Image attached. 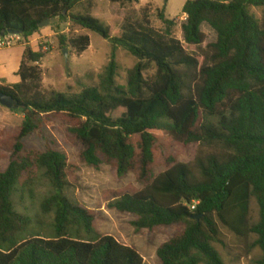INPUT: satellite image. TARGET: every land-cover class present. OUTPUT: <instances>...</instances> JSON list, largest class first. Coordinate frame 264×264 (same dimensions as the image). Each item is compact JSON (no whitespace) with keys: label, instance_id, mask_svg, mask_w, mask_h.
<instances>
[{"label":"trees","instance_id":"obj_1","mask_svg":"<svg viewBox=\"0 0 264 264\" xmlns=\"http://www.w3.org/2000/svg\"><path fill=\"white\" fill-rule=\"evenodd\" d=\"M84 1L0 0V38L16 32L27 41L45 30L41 22L69 18L112 45L99 85L76 95L41 92L43 54L30 47L23 50L18 82L0 84V93L25 108L18 132L5 139L0 134V162L7 161L0 168V264H143L134 248L112 236L91 238L98 216L65 196L74 167L64 153L26 151L24 140L37 124L52 120L79 148L81 163L95 169L110 165L118 178L136 176L142 188L115 193L107 205L136 217V232L183 225L157 249L160 264H224L215 247L220 226L239 240L255 236L251 248L261 253L257 264H264V13L257 19L249 12L264 10V0H187L183 42L173 37L176 23L164 11L163 31L147 18L106 26L89 14L71 13ZM203 24L216 39L201 60L187 48L204 44ZM67 44L82 54L90 39L79 36ZM118 48L137 60L124 85L117 83ZM173 146L211 152L183 163L168 151ZM157 167L163 171L154 176ZM40 181L49 187L40 211L52 217L44 236L35 229L43 222L34 223L13 203L18 188L32 194ZM252 199L258 207L255 224Z\"/></svg>","mask_w":264,"mask_h":264},{"label":"rangeland","instance_id":"obj_2","mask_svg":"<svg viewBox=\"0 0 264 264\" xmlns=\"http://www.w3.org/2000/svg\"><path fill=\"white\" fill-rule=\"evenodd\" d=\"M187 0H140L138 4H117L108 0H85L74 6L72 14H89L106 26L117 19L127 18L132 21H140L147 18L151 27L158 31L164 30V25L159 19V14L164 11L168 20L176 23L172 30L174 38L183 42L181 25L185 21L182 8ZM249 12L257 19H261L264 10L250 8ZM40 34L24 41L21 40L10 49L0 50V65L12 71L8 61L10 58L19 59V54L25 47L34 51L40 50L43 58L38 64L41 72L40 90L45 95L53 92L63 93L68 96L78 94L85 87H97L100 75L109 62L112 45L99 35L74 25L71 19L56 22L55 25L44 28ZM205 35V42L199 48H187V52L196 54L201 60L204 59L206 47L216 39L214 32L206 25L201 26ZM88 36L90 45L82 54L77 53L71 47H67L70 39ZM67 49V59L63 51ZM118 64L117 83L125 84L126 74L137 60L124 50L118 48L115 51ZM0 67V68H1ZM152 68L149 74H153ZM18 81L17 72L10 75L9 79H1L0 84L11 85ZM24 121V115L20 109L10 111L0 105V134L3 138L18 132ZM38 129L34 134L24 140L26 151L45 152L57 150L64 153L67 162L73 168V174L69 178V186L64 194L68 200L76 206L96 212L98 218L94 224V234L100 236H112L123 245L134 248L142 257L143 264H160L157 249L183 229V225L171 227H158L153 230L136 232L133 223L136 217L118 213L107 208L110 198L115 193L123 191H137L142 188L134 174H127L118 178L110 165H101L98 169L90 168L79 161V148L75 146L65 133V129L59 122L43 121L38 123ZM168 151L174 153L180 162L192 163L197 156H204L211 152L209 149L197 146L189 149L173 146ZM7 161L0 162L2 171L6 169ZM163 171L162 167L154 169V176ZM22 182H24L22 180ZM49 187L45 181L36 184L32 194L18 188L13 196V203L17 212L31 217L34 223L42 221L41 228H35L44 236L47 234V226L52 222L51 216H44L40 211V203L48 194ZM258 220V207L254 199L250 202V222L255 224ZM221 243L216 244L224 264H257L261 257L258 249H253L252 244L255 236L247 240H239L220 226Z\"/></svg>","mask_w":264,"mask_h":264},{"label":"water","instance_id":"obj_3","mask_svg":"<svg viewBox=\"0 0 264 264\" xmlns=\"http://www.w3.org/2000/svg\"><path fill=\"white\" fill-rule=\"evenodd\" d=\"M58 21H59L58 19L45 20L39 24V28L44 29L46 27L53 26ZM9 34L10 35H18V33H16V32H10ZM4 35H5V33H2L1 37H3ZM67 52H68L67 49H65L63 51V56L65 57V59H67ZM0 105L4 108L10 110V111H15L18 109H20V110L25 109L24 106L20 105L19 102L16 101L13 97L6 95L4 93H0ZM197 219H199V217H197Z\"/></svg>","mask_w":264,"mask_h":264},{"label":"built area","instance_id":"obj_4","mask_svg":"<svg viewBox=\"0 0 264 264\" xmlns=\"http://www.w3.org/2000/svg\"><path fill=\"white\" fill-rule=\"evenodd\" d=\"M22 38L19 35H6L0 38V50L10 49L14 47L17 43H20ZM197 203L191 206V210H194Z\"/></svg>","mask_w":264,"mask_h":264},{"label":"crops","instance_id":"obj_5","mask_svg":"<svg viewBox=\"0 0 264 264\" xmlns=\"http://www.w3.org/2000/svg\"><path fill=\"white\" fill-rule=\"evenodd\" d=\"M22 54H23V52L22 53H20L19 54V59H15V58H10L9 56H8V59H7V61L12 65V66H14L13 68H12V71H10V70H7V69H5V66L2 68L1 67V65H0V78L1 79H9V77H10V75H12V74H14V73H16L17 71H18V68H19V64H20V61H21V57H22ZM18 82V81H17ZM17 82H15V83H17ZM14 83V84H15Z\"/></svg>","mask_w":264,"mask_h":264}]
</instances>
